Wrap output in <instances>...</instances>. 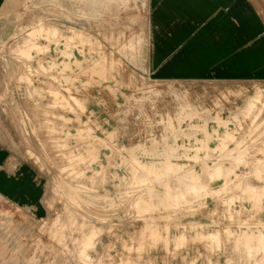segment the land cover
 <instances>
[{"label":"rangeland","instance_id":"obj_1","mask_svg":"<svg viewBox=\"0 0 264 264\" xmlns=\"http://www.w3.org/2000/svg\"><path fill=\"white\" fill-rule=\"evenodd\" d=\"M14 1L0 116L42 210L3 211L8 264H264V83L153 78L149 0Z\"/></svg>","mask_w":264,"mask_h":264},{"label":"crops","instance_id":"obj_2","mask_svg":"<svg viewBox=\"0 0 264 264\" xmlns=\"http://www.w3.org/2000/svg\"><path fill=\"white\" fill-rule=\"evenodd\" d=\"M149 2L148 68L153 78L195 83L208 89L232 88L242 82L264 83V0ZM16 10L14 0H0V41ZM237 111L226 117L209 111L212 121L202 122L201 130H207L212 138L225 131L248 130L252 124L238 122L232 116ZM212 157L206 161H215L219 156ZM41 198L42 186L34 168L7 139L0 116V264H8L9 239L17 237L18 232L14 230L13 234L12 229L29 223L27 219H4L3 211L40 215Z\"/></svg>","mask_w":264,"mask_h":264}]
</instances>
